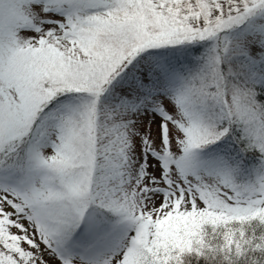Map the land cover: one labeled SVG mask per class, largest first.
<instances>
[{
  "label": "snow or ice",
  "instance_id": "6c2138e0",
  "mask_svg": "<svg viewBox=\"0 0 264 264\" xmlns=\"http://www.w3.org/2000/svg\"><path fill=\"white\" fill-rule=\"evenodd\" d=\"M0 264H264V0H0Z\"/></svg>",
  "mask_w": 264,
  "mask_h": 264
}]
</instances>
